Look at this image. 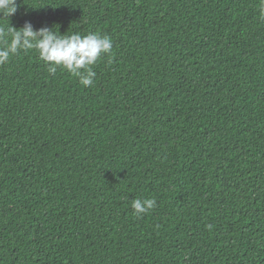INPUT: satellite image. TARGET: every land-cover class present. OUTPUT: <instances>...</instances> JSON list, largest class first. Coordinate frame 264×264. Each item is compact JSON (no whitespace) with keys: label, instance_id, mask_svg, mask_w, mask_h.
<instances>
[{"label":"trees","instance_id":"obj_1","mask_svg":"<svg viewBox=\"0 0 264 264\" xmlns=\"http://www.w3.org/2000/svg\"><path fill=\"white\" fill-rule=\"evenodd\" d=\"M16 2L112 49L0 64V264H264V0Z\"/></svg>","mask_w":264,"mask_h":264},{"label":"clouds","instance_id":"obj_2","mask_svg":"<svg viewBox=\"0 0 264 264\" xmlns=\"http://www.w3.org/2000/svg\"><path fill=\"white\" fill-rule=\"evenodd\" d=\"M16 11V0H0V16L9 17ZM260 17L264 19V3L260 6ZM0 44H3L0 47V64H6L20 50L36 49L40 58L48 64L50 73H55L57 67L65 69L80 77V83L84 87L92 85L96 76L91 66L96 63L101 53H108L112 49V40L108 36H66L53 31V28L34 30L30 22H26L19 29L11 26L7 29L0 27ZM81 70H84L83 73ZM155 204L154 199L134 200V215L146 213Z\"/></svg>","mask_w":264,"mask_h":264}]
</instances>
